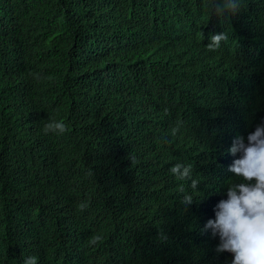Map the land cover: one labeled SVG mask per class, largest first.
I'll list each match as a JSON object with an SVG mask.
<instances>
[{
	"label": "trees",
	"instance_id": "1",
	"mask_svg": "<svg viewBox=\"0 0 264 264\" xmlns=\"http://www.w3.org/2000/svg\"><path fill=\"white\" fill-rule=\"evenodd\" d=\"M210 5L0 0V264H229L204 224L217 148L264 106V0ZM57 14L76 38L40 60L33 25L55 35ZM205 28L227 39L208 48Z\"/></svg>",
	"mask_w": 264,
	"mask_h": 264
},
{
	"label": "clouds",
	"instance_id": "2",
	"mask_svg": "<svg viewBox=\"0 0 264 264\" xmlns=\"http://www.w3.org/2000/svg\"><path fill=\"white\" fill-rule=\"evenodd\" d=\"M238 2L211 0L210 10L214 8L218 15L226 10L234 11ZM57 15L58 18L53 16L51 22V25L59 27L55 35L45 33L48 22L40 29L44 18H39L33 25L34 30L39 32L38 40L41 42L42 37L45 39L44 46L36 50V57L40 60L55 57L62 60L76 38L75 31L69 33L72 25L66 24L61 14ZM202 34L209 37L206 47L214 50L227 39L223 32L210 36L206 28ZM40 67L36 69L39 71ZM207 69L206 64L200 65L201 71ZM54 79L63 83L65 75L58 69ZM64 85L65 82L58 87L60 91L66 89ZM251 120L255 122L253 128ZM46 127L60 132L65 130V124L59 121ZM217 151L221 154V172L227 181L209 202L214 217L205 222L204 229L210 230L211 235L218 238L216 252L231 254L229 264H264V106L254 113L246 127L238 131L234 138L223 139ZM227 156L230 158L226 159ZM170 172L181 180H191L193 186L198 184L192 173V165L187 162L173 164ZM182 202L190 204L191 194L184 193ZM23 264H37V258L25 257Z\"/></svg>",
	"mask_w": 264,
	"mask_h": 264
},
{
	"label": "bare ground",
	"instance_id": "3",
	"mask_svg": "<svg viewBox=\"0 0 264 264\" xmlns=\"http://www.w3.org/2000/svg\"><path fill=\"white\" fill-rule=\"evenodd\" d=\"M52 79V78H51ZM230 158V156H227L226 159Z\"/></svg>",
	"mask_w": 264,
	"mask_h": 264
}]
</instances>
